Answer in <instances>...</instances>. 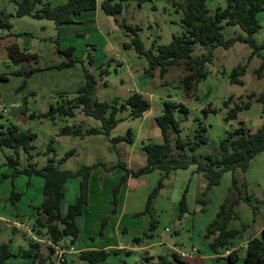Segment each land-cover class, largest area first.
Here are the masks:
<instances>
[{
	"label": "rangeland",
	"instance_id": "1",
	"mask_svg": "<svg viewBox=\"0 0 264 264\" xmlns=\"http://www.w3.org/2000/svg\"><path fill=\"white\" fill-rule=\"evenodd\" d=\"M65 1L49 0L52 6ZM184 1L122 0L121 12L111 15L103 10L98 0L94 10L83 12L78 21L64 24L58 31L52 19L17 15V0H0V16H6L11 23L9 28L0 27V73L7 77L0 78V126L13 123L36 134L28 151L19 148L16 153L13 148L0 147V241H10L13 253L28 248L29 242L36 240L42 243L41 253L45 258L42 264H58L57 254L48 249L50 244L46 236L32 230L34 207L43 197V178L22 172L30 164L41 168L54 157L55 164L61 169L76 170L82 165L95 164L89 179L86 214L76 220L79 237L70 245L72 248L65 247L70 243V237H64L60 243L66 251L63 264H86L79 257L80 248L111 245L109 248L113 249L119 244L128 252L111 255L109 262L123 259L134 264H156L159 256H164L169 264H180L173 256L175 253L185 260V264H243V242L258 235L264 225V152L251 159L246 171L239 168L234 171L238 192L250 199L248 202L240 200L234 206L238 218L231 220L230 226L241 232L232 239L230 249L239 255L233 263H229L226 256L216 257L209 248L211 237H205L206 228L216 218L220 205L237 195L231 171L225 172L220 183L205 194L206 180L202 173L195 171L194 164L172 171L163 180V187L154 198L149 213L144 212L145 203L162 172L156 169L140 178H129L119 190L118 207L115 213L112 212V189L123 174L116 165L125 162L128 168L135 170L145 164L144 145L163 142L154 118L161 114L165 100L184 103L188 108L187 113L174 111L180 132H172L170 136L173 156L195 154L198 159H203L207 154L218 152L220 140L228 131L240 126V121L249 131H255L264 123L263 103L256 99L264 91V69L259 74L256 71L264 60V45L249 60L252 47L247 42L236 40L227 48L215 47L212 60L205 64L206 76L189 90L182 82L188 72L182 63L170 65L163 76L159 75L158 67L150 73L146 56L132 44L126 46L134 34L125 25L140 26L137 33L145 49H150L153 44L167 43L174 33H181L184 29L181 22L183 8L178 3L183 5ZM225 4V0H205L211 14L217 6ZM258 18L260 27L254 38L258 44H263L264 8L258 12ZM222 24L225 38L244 33L239 25L226 24L224 20ZM13 41L20 49L35 52L36 59L12 61L7 45ZM69 46L73 47L70 55L60 51ZM205 51L203 46L195 43L191 53L197 56ZM69 56L77 61L72 66L58 67ZM240 63H246L245 71L239 76L243 83L231 82L230 71ZM21 67L35 70L29 76L15 74ZM83 68L97 79L96 98L119 101L137 90L149 100V109L140 118L129 117L128 110L118 112L117 117L122 120L109 134L62 135L65 126L77 128L81 133L91 127H100L99 120L85 116L78 109L73 117L27 118L30 114L48 111L51 103L74 96L83 81ZM23 80L25 85L17 89ZM251 93L254 95L250 96ZM229 95L233 99L226 106L223 100ZM248 100V109L240 111L235 119L225 120L229 106ZM128 129L132 131L131 143L112 142L114 137L126 136ZM198 133L206 136V143L191 151L189 145L194 144ZM178 136L191 143L184 151L176 147ZM70 150L73 153L67 160L58 163ZM30 154L32 158L28 157ZM9 158H14L17 163L11 164ZM79 182L80 178L66 182L64 205L74 201ZM12 190L21 192L15 205L10 198ZM185 190L186 212L181 215L179 201ZM12 215L21 220L22 225L13 224ZM102 218L107 219L103 226ZM151 222L155 224L153 229H150ZM144 233L151 236L144 237ZM134 236L141 237L139 243L133 242ZM192 247L197 250L195 253ZM145 252L150 256L147 261L142 258ZM188 254L192 256H184ZM32 262L31 257L15 255L4 264Z\"/></svg>",
	"mask_w": 264,
	"mask_h": 264
},
{
	"label": "trees",
	"instance_id": "2",
	"mask_svg": "<svg viewBox=\"0 0 264 264\" xmlns=\"http://www.w3.org/2000/svg\"><path fill=\"white\" fill-rule=\"evenodd\" d=\"M98 0H66L57 5H51L49 0H17V15H31L37 18H48L55 22L58 31L64 24L78 21L77 18L85 11L95 9ZM225 6H217L213 14L209 13V9L205 5V0H185L184 4L178 3L179 7L183 8V16L181 18L183 31L174 33L172 38L167 43L153 44L150 49H145L137 30L139 25H125L127 30H131L134 34L131 41L126 46L133 45L135 49L146 56L149 62L148 71L158 67L159 75L163 76L168 70V67L173 64L182 63L188 71L183 77L182 82L184 87L189 90L197 82L206 76L207 69L205 64L212 60L214 49L217 46L229 47L236 40L247 42L252 51L248 55L249 60L258 49L263 47V44H258L254 38V33L260 27L258 12L264 8V0H225ZM40 4V5H39ZM100 5L103 10L111 15L120 13L123 7L122 0H100ZM226 24L239 25L244 33H238L229 38H225L221 31L222 21ZM11 23L6 16H0V27L9 28ZM199 43L206 51L200 55L194 56L192 52L193 44ZM8 55L15 63H19L28 58H35V52H29L25 49H20L18 44L13 41L7 45ZM70 55L73 52V47L69 46L64 50ZM76 58L69 56L68 60L61 62L58 67L72 66ZM246 63L235 65L229 74L231 82L243 83L239 77L245 71ZM264 69V60L256 69L258 74ZM35 68L23 69V67L15 70V74L29 76ZM0 78L7 77L0 73ZM97 79L95 75L87 68H83V81L76 88V94L71 97L63 98L57 101L56 104L51 103L48 111L38 115L30 114L27 118L51 117L55 115L73 117L76 110H80L85 116L93 117L101 122L100 127H91L84 133L79 129H72L71 126H65L61 130L62 135H88V134H109V132L122 119L117 117V113L123 110H128V115L131 118H140L149 109V100L142 92L134 90L122 100L114 99L113 102L100 100L94 96ZM25 85L23 80L17 86V89ZM254 95L253 93L249 94ZM233 96L229 95L223 100L227 106L228 101L232 100ZM256 99L263 103L262 114L264 116V91L260 92ZM250 101L243 104L235 102L229 106L225 120L235 119L238 113L244 109H248ZM188 112V108L184 103H175L170 100H165L161 114L155 116L154 120L159 127L163 142L148 143L144 145L146 161L145 164L133 170L126 166L125 162H120L118 167L123 170L117 184L112 189L113 205L112 212L115 213L119 203V190L125 185L129 178H140L154 170L162 172L157 184L148 194L144 212L149 213L152 202L157 196L159 190L163 187V180L169 174L177 169H186L190 165L196 166L195 171L202 173L206 180V187L203 194L212 187L220 183L222 175L231 171L232 185L237 191V195L233 199L225 200L219 207L216 218L207 226L205 237L210 238L209 248L217 255H221L227 251L226 258L229 263H233L238 259V252L230 249L233 246L235 237L240 234V230L232 228L230 222L238 218V214L234 210V206L240 201H249V196H242L238 192L237 179L234 176V171L239 168L246 171L250 165L251 159L257 154L264 152V123H262L255 131H249L242 125L227 132L219 142V150L217 153L207 154L203 159H198L195 154L187 156L179 154L178 156L171 155V133L179 134V122L174 117L175 110ZM24 112V110H23ZM36 137V134L30 130H24L19 125L9 123L8 125L0 126V147H10L17 153L19 148L28 151L32 148L31 141ZM197 140L194 144L187 143L179 138L176 141V147L184 151L185 146L189 145V149L194 151L196 146L206 143V136L203 133L196 135ZM125 141L131 143L133 141L132 131L128 129L126 136H117L112 138L113 143ZM51 151L52 149L49 148ZM73 153L72 150L67 152L58 160V163H63ZM32 158L30 154L28 156ZM11 164L17 163L14 158H9ZM95 164L82 165L76 170L61 169L55 164V158L50 157L47 163L41 168L30 164L25 167L22 172L27 175L36 174L43 178L42 200L34 207L35 217L32 221V230L40 235L46 236L51 243L60 242L64 237H70L68 247L79 237V227L76 219L85 212L88 203L89 179ZM75 178H80L79 191L75 199L71 203H67V209H64L65 203V184L67 181ZM185 193L183 192L179 208L180 214L186 212ZM21 197V192L12 190L10 198L12 204L15 205ZM107 222L106 218L101 219V226ZM155 227L154 222H151L150 229ZM144 237H150V234L144 233ZM32 239V238H31ZM134 243H139L141 237H133ZM11 242L0 241V264L15 255L21 257H31V264H42L45 260L41 253L42 243L36 240L29 242L26 249H22L19 253L11 251ZM50 253H54V249L49 245ZM123 252H128L125 248H85L79 250V257L86 261V264H134L120 259L115 262H109L108 258L111 255H118ZM174 258L180 263L185 264V261L174 253ZM221 257V256H220ZM143 260H149L148 254L142 256ZM243 264H264V226L257 236L250 237L244 247ZM37 261V263H36ZM66 264V263H65ZM156 264H169V261L164 256H159Z\"/></svg>",
	"mask_w": 264,
	"mask_h": 264
},
{
	"label": "crops",
	"instance_id": "3",
	"mask_svg": "<svg viewBox=\"0 0 264 264\" xmlns=\"http://www.w3.org/2000/svg\"><path fill=\"white\" fill-rule=\"evenodd\" d=\"M68 203V202H67ZM87 208V207H86ZM84 214H86L85 212L83 213V214H81L80 216H82V215H84ZM7 220H9L8 218H6ZM10 220L11 221H13V224L15 223V224H20V225H22V222H20L21 220H18V219H15L14 217H13V215L11 216V218H10ZM77 220V219H76ZM77 222V221H76ZM264 225H262L261 226V228L259 229V230H261L262 229V227H263ZM260 232V231H259ZM257 236V235H256ZM134 237H138V236H134ZM29 239V238H28ZM247 241V240H246ZM246 241L245 242H243V247H245V243H246ZM48 242V241H47ZM60 243H61V241H60ZM67 249L68 248H72V247H68V244L66 243V246H65ZM102 247H105V248H109V247H111V245H105V246H102ZM123 247V245H117L116 246V248H122ZM193 248L194 247H192V251L195 253L197 250L195 249V250H193ZM235 248V247H234ZM80 249H85V248H80ZM79 249V250H80ZM127 250V249H126ZM66 253V252H65ZM227 255V252H223L220 256L219 255H217V254H215V256L216 257H218V258H223L222 256H226ZM185 257H191L192 256V254H188V255H184ZM184 260V259H183ZM185 261V260H184Z\"/></svg>",
	"mask_w": 264,
	"mask_h": 264
},
{
	"label": "built area",
	"instance_id": "4",
	"mask_svg": "<svg viewBox=\"0 0 264 264\" xmlns=\"http://www.w3.org/2000/svg\"><path fill=\"white\" fill-rule=\"evenodd\" d=\"M49 244L51 245V247L54 249V253H56L57 258H58V264H63L64 259H63V255H65V250L64 248L60 245V242H56V243H51L49 242ZM193 250H195L193 248Z\"/></svg>",
	"mask_w": 264,
	"mask_h": 264
},
{
	"label": "water",
	"instance_id": "5",
	"mask_svg": "<svg viewBox=\"0 0 264 264\" xmlns=\"http://www.w3.org/2000/svg\"><path fill=\"white\" fill-rule=\"evenodd\" d=\"M64 209H67V204L64 205ZM38 234H39V231H38ZM30 242H31V241H30ZM146 254H147V252L144 253V255H146Z\"/></svg>",
	"mask_w": 264,
	"mask_h": 264
}]
</instances>
